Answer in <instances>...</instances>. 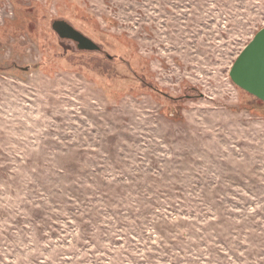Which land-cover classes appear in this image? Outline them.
Returning <instances> with one entry per match:
<instances>
[{"label": "rangeland", "instance_id": "rangeland-1", "mask_svg": "<svg viewBox=\"0 0 264 264\" xmlns=\"http://www.w3.org/2000/svg\"><path fill=\"white\" fill-rule=\"evenodd\" d=\"M263 27L264 0H0V264H264V103L229 79Z\"/></svg>", "mask_w": 264, "mask_h": 264}, {"label": "water", "instance_id": "water-1", "mask_svg": "<svg viewBox=\"0 0 264 264\" xmlns=\"http://www.w3.org/2000/svg\"><path fill=\"white\" fill-rule=\"evenodd\" d=\"M51 27L60 39L75 42L81 51L98 49L97 45L67 22L56 20L52 22ZM253 36L233 62L229 70V79L238 89L264 103V27Z\"/></svg>", "mask_w": 264, "mask_h": 264}]
</instances>
